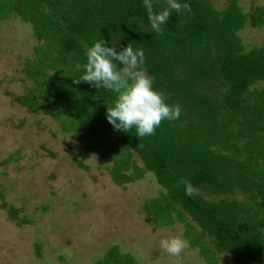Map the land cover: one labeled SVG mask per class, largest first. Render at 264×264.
<instances>
[{"label": "trees", "instance_id": "1", "mask_svg": "<svg viewBox=\"0 0 264 264\" xmlns=\"http://www.w3.org/2000/svg\"><path fill=\"white\" fill-rule=\"evenodd\" d=\"M153 2L159 10L164 0ZM180 2L190 4L191 12H173L163 35L151 29L143 0H0V18L15 8L43 41L34 47L35 59H25L36 94L47 102V111L65 117L64 127L80 126L88 145L99 152L114 148L111 179L118 184L139 177L140 169L153 173L164 189L148 202L154 220L185 213L216 251L237 264H264V88L253 87L264 80V36L260 46L244 50L237 33L246 22L264 25V6L245 12L237 0L220 9L210 0ZM102 39L116 51L129 43L143 50L154 89L166 94L169 105L180 106L179 119L163 121L154 135L143 138L134 128L128 133L113 129L105 106L114 94L74 82L82 74L75 66L85 62L86 47ZM44 66L55 68L58 80L45 75ZM67 85L71 95L76 93L73 98L65 95ZM14 100L40 106L33 94ZM123 147L143 168L128 160ZM128 167L133 173H126ZM181 178L190 181L195 195L177 186ZM203 192L220 196L209 199ZM200 252L213 261L202 242ZM130 262L114 245L91 264Z\"/></svg>", "mask_w": 264, "mask_h": 264}, {"label": "rangeland", "instance_id": "2", "mask_svg": "<svg viewBox=\"0 0 264 264\" xmlns=\"http://www.w3.org/2000/svg\"><path fill=\"white\" fill-rule=\"evenodd\" d=\"M227 1L210 0L217 9ZM237 1L245 12L264 6V0ZM237 33L247 50L261 45L264 25L246 22ZM42 43L15 8L0 18V264H91L114 245L131 257L127 264H174L175 257L159 247V240L169 235L190 241L183 264H237L228 253L216 251L185 213L179 214L182 218L171 213L170 221L154 220L148 202L164 189L152 172L140 169L139 177L115 183L109 173L114 148L97 151L81 136L80 126L64 127L65 117L46 110L25 63L35 59L34 47ZM42 68L58 80L55 68ZM253 87L264 88V80ZM71 88L63 87L68 98L76 95L69 93ZM32 94L40 102L36 109L14 100ZM124 151L143 168L132 150ZM125 171L133 173L130 167ZM10 208L14 218L8 216ZM200 242L213 252L212 262L200 252Z\"/></svg>", "mask_w": 264, "mask_h": 264}, {"label": "clouds", "instance_id": "3", "mask_svg": "<svg viewBox=\"0 0 264 264\" xmlns=\"http://www.w3.org/2000/svg\"><path fill=\"white\" fill-rule=\"evenodd\" d=\"M143 7L151 29L160 35L164 34L163 26L173 12H191L190 4L180 0H164L159 10L154 7L153 0H143ZM83 55L85 62L75 66L76 71L82 74L74 82H87L96 89L114 94L111 103L105 106L107 121L114 130L128 133L134 128L136 136L143 138L154 135L163 121L180 118V106L169 105L166 94L154 89L142 49L134 50L129 43L116 51L114 47L105 46L102 39L86 47ZM180 185H184L186 195L196 194L190 181L181 178L177 182V186ZM190 246V241L180 235H169L159 240L160 249L175 257L174 264H183L182 253Z\"/></svg>", "mask_w": 264, "mask_h": 264}]
</instances>
